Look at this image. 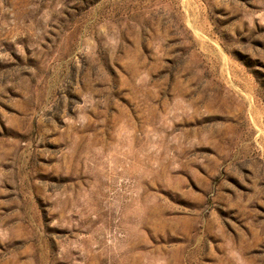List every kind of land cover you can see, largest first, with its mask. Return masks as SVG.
<instances>
[{
	"label": "rangeland",
	"instance_id": "rangeland-1",
	"mask_svg": "<svg viewBox=\"0 0 264 264\" xmlns=\"http://www.w3.org/2000/svg\"><path fill=\"white\" fill-rule=\"evenodd\" d=\"M0 264H264V0H0Z\"/></svg>",
	"mask_w": 264,
	"mask_h": 264
}]
</instances>
